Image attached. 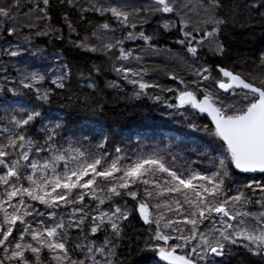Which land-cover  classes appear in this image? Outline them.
<instances>
[{"label":"snow or ice","instance_id":"6c2138e0","mask_svg":"<svg viewBox=\"0 0 264 264\" xmlns=\"http://www.w3.org/2000/svg\"><path fill=\"white\" fill-rule=\"evenodd\" d=\"M49 7L50 0H0V32L13 36L34 28L35 20L50 21ZM220 7L219 0H199L200 19L193 23V9L183 0H92L79 10L103 18L91 34L97 43L85 37L75 45L114 55L120 63L112 70L133 86L136 98L149 88L171 93L149 98L176 115L193 110L206 122L186 126L203 131L211 144L184 136L163 148L137 142L133 150L95 127L69 135L63 115L45 107L54 95L51 86L67 87L66 64L53 76L25 67L16 69L15 78L3 77L0 264H117L124 222L133 211L147 226L142 250L154 254L150 264H224L220 258L233 247L264 260V72L245 75L198 62L201 48L224 52L219 33L227 21L218 16ZM63 19L73 32L68 17ZM164 33L191 57H177L188 78L170 74L176 87L146 81L143 56L125 47L140 41L141 52H155L154 41ZM23 41L30 44L31 36ZM0 55L23 53L16 45ZM97 135L101 139L94 142ZM181 144L193 145L190 154ZM98 233L102 240L90 239Z\"/></svg>","mask_w":264,"mask_h":264},{"label":"trees","instance_id":"16d2710c","mask_svg":"<svg viewBox=\"0 0 264 264\" xmlns=\"http://www.w3.org/2000/svg\"><path fill=\"white\" fill-rule=\"evenodd\" d=\"M28 2L29 0H20L21 5ZM31 2L35 3V0ZM90 2L92 0H73V3H69V0H50V21L35 20L34 28L31 30L25 28L13 36L0 32V52L4 48L19 45L23 53L22 58L0 55V83H6L3 81L4 76L15 78L17 68L26 67L53 76L59 74L60 67L66 64L71 70L70 79L66 81L67 87L55 89V86H51L54 95L50 105L45 107H50L63 115L69 135L72 132L79 134L81 129L95 127L97 131H103L110 141L127 145L133 150L137 147V142L157 144L163 148L170 143L175 145L176 138L184 136L211 144V138L203 131H194L186 126L189 121H196L201 125L206 122L193 110L181 109L185 115H176L173 114L174 110L165 108L162 102L149 98L155 94L167 98L172 95L171 93H160L158 88H149L146 90L148 95L136 98L133 95V86L119 78L112 70L114 63H120L116 61L114 55L106 56L100 51L86 52L75 46L85 37H89L91 43H97L91 39V34L103 18L97 13H81L79 10V5L88 7ZM99 2L103 3L104 0ZM183 2L191 5L193 11L190 15L195 23L200 19L196 15L199 0ZM219 2L221 7L217 14L227 21L221 25L219 33V41L224 47V52L218 55L209 52L207 48H201L198 62L206 63L213 68L219 65L245 75L264 72V68L260 67L261 57H264V6L260 5L264 0ZM64 16H67L73 25L74 31L71 33L63 19ZM49 25L60 31H51ZM38 31H49V34L36 35ZM24 35L31 36L30 44L23 41ZM174 40L172 34H162L154 41V47L157 49L155 52H141L140 41L125 43L126 48L135 50L133 55L143 56V65L148 69L144 76L146 81L176 87V82L169 78L170 74L175 73L188 78L184 66L177 57L188 56L189 60L191 57L183 46L176 44ZM150 52L153 56L148 57ZM123 63L128 64L127 61ZM132 66L139 67L134 62ZM109 82H115L119 87H109ZM89 83L94 84L95 88H89L87 86ZM7 95L11 96L10 93ZM100 139L101 137L97 135L94 142ZM192 146L180 145L186 154H190L187 148ZM129 207H132L131 201ZM124 225L123 238L116 249L117 264H150L154 254L142 250L147 238V226L138 218L135 211ZM90 239L99 242L103 239V233H98ZM220 259H223L224 264H264V260L237 247H233L231 254Z\"/></svg>","mask_w":264,"mask_h":264},{"label":"rangeland","instance_id":"374dc122","mask_svg":"<svg viewBox=\"0 0 264 264\" xmlns=\"http://www.w3.org/2000/svg\"><path fill=\"white\" fill-rule=\"evenodd\" d=\"M95 42H96V41H95ZM150 56H153L151 52H150V54H149V56H148V57H150ZM187 57H188V56H187ZM147 59H149V58H147Z\"/></svg>","mask_w":264,"mask_h":264}]
</instances>
